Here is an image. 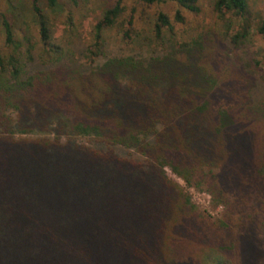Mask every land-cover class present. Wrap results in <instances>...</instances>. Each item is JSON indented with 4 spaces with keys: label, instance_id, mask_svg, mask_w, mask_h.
<instances>
[{
    "label": "trees",
    "instance_id": "16d2710c",
    "mask_svg": "<svg viewBox=\"0 0 264 264\" xmlns=\"http://www.w3.org/2000/svg\"><path fill=\"white\" fill-rule=\"evenodd\" d=\"M1 1L7 47L20 7ZM169 1L198 12L196 0ZM38 3L29 0L27 11L39 41L59 55ZM57 5L46 0L49 10ZM214 6L245 26V0ZM118 9L105 10L103 23ZM156 23L159 37L168 21L158 14ZM93 28L98 48L99 23ZM238 31L202 27L147 60L61 62L33 73L28 50L0 51V264H242L229 258L232 238L247 228L264 234V107L237 84L254 73L234 54ZM30 134L44 136L22 137ZM89 134L105 147L73 143ZM112 146L144 162L120 158ZM164 167L203 187L223 207L220 220L193 209Z\"/></svg>",
    "mask_w": 264,
    "mask_h": 264
},
{
    "label": "rangeland",
    "instance_id": "374dc122",
    "mask_svg": "<svg viewBox=\"0 0 264 264\" xmlns=\"http://www.w3.org/2000/svg\"><path fill=\"white\" fill-rule=\"evenodd\" d=\"M215 1L196 0L198 12L190 13L169 0H158L150 5L140 0H57L58 5L54 10L47 8L46 0H39L38 7L46 18L47 30L50 32L53 45L51 49L59 51V55L54 56L52 51L43 47L39 41L35 16L27 11L29 0H15V4H18L20 8L13 20L12 44L6 47L0 25V51L28 50L31 58L26 64L28 73L46 70L61 62L96 66L103 63L105 58L111 57L147 60L161 56L169 44L177 46L186 42V37H194L202 27H208L216 32L238 31L241 20L222 11L220 14L216 13ZM245 2L247 18L245 26L238 31L243 44L234 54L242 59L250 60L254 73L244 86L240 80L237 84L242 85L241 91L253 103L264 107V34L258 31L259 20L264 16V0H245ZM116 4L119 9L115 19L109 25L103 23L104 11ZM4 8L0 0V13L4 11ZM158 14L168 21V26L161 27L159 37L154 31ZM177 14L178 20L175 19ZM97 23L100 25L98 48L94 46L93 28ZM220 43L218 47L228 48L226 42L221 40ZM221 79H224V76H221ZM220 97L218 95L216 100ZM35 136L44 135L30 134L22 137ZM72 139L77 145L92 148L105 147L102 143L96 142L91 134L75 135ZM109 149L120 158L144 162V158L132 150H126L120 146H112ZM162 172L166 179L174 183L188 197L193 209L212 221L220 220L223 207L213 204L210 195L203 187L195 188L186 185L168 167H164ZM252 232H255V228L250 231L248 228L243 229V232H238L239 237L232 238L233 246L229 258L232 259V256L236 263L243 258L242 264H248V260L250 264H264V234ZM241 234L243 237H240Z\"/></svg>",
    "mask_w": 264,
    "mask_h": 264
}]
</instances>
